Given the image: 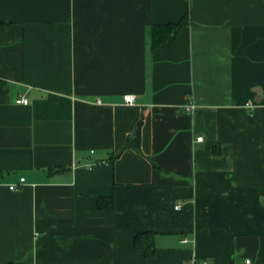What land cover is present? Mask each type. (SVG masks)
Masks as SVG:
<instances>
[{
  "label": "crops",
  "instance_id": "1",
  "mask_svg": "<svg viewBox=\"0 0 264 264\" xmlns=\"http://www.w3.org/2000/svg\"><path fill=\"white\" fill-rule=\"evenodd\" d=\"M0 23V264H264V0H0Z\"/></svg>",
  "mask_w": 264,
  "mask_h": 264
},
{
  "label": "trees",
  "instance_id": "2",
  "mask_svg": "<svg viewBox=\"0 0 264 264\" xmlns=\"http://www.w3.org/2000/svg\"><path fill=\"white\" fill-rule=\"evenodd\" d=\"M187 24L188 17L185 16L177 23H168L166 25L154 26L152 29V48L157 49L171 46L178 31ZM6 25L7 24L5 23H0V32L4 30ZM138 141L139 134L137 133L134 144L132 145L131 141H128L125 148L134 146L135 149H138ZM105 202H109V204ZM98 207L102 210H112L114 209V202L113 200L103 198L98 201ZM154 235L155 234L153 232L146 231L138 233L134 239L135 248L143 250L145 252V255L149 258H153L156 251Z\"/></svg>",
  "mask_w": 264,
  "mask_h": 264
},
{
  "label": "built area",
  "instance_id": "3",
  "mask_svg": "<svg viewBox=\"0 0 264 264\" xmlns=\"http://www.w3.org/2000/svg\"><path fill=\"white\" fill-rule=\"evenodd\" d=\"M135 101H136V97L134 95H127V96H125V102H126V104L133 105V104H135ZM29 103H30V101L27 98H21V99H19L17 101V104L28 105ZM195 108H196V105H195V103L193 101L188 102L186 104V109L188 111H190V112H192ZM197 141L198 142H202L203 141V137H199L197 139ZM102 163H105V161H102ZM24 183H25V178H21L20 184H11V185H9V189L12 190V191H14V190L18 189L20 186H22ZM176 208L177 209H180L181 206L178 205ZM183 242L184 243H188L189 240L188 239H185ZM247 263L250 264V261H248ZM192 264H208V263H200V262H197L196 261V262H193Z\"/></svg>",
  "mask_w": 264,
  "mask_h": 264
}]
</instances>
